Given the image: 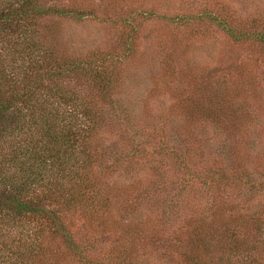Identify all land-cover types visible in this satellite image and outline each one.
I'll use <instances>...</instances> for the list:
<instances>
[{
	"label": "rangeland",
	"instance_id": "rangeland-1",
	"mask_svg": "<svg viewBox=\"0 0 264 264\" xmlns=\"http://www.w3.org/2000/svg\"><path fill=\"white\" fill-rule=\"evenodd\" d=\"M64 1L86 8L95 17L55 24L61 39L56 46L59 56L76 52L87 57L96 51V57H121L127 47V53H132L117 62L115 69L121 70L125 80L106 99L110 100L105 106L107 148L127 157L137 144L146 143L149 152L134 170L126 163L114 167L110 159L104 160L109 167L105 179L127 184L131 194L137 195L131 206L125 204L129 197L120 205L115 201L110 222L94 231L73 218L82 252L69 264H89L90 258L119 264L124 248L110 232L120 222L123 240L130 241L138 260L127 264H187L180 251L187 246L180 241L195 226L192 217L213 218L220 195L242 199L254 209L264 204V193L253 188L264 182V50L250 41L236 43L215 26L179 25L161 17L210 11L236 26L253 24L262 31L264 0ZM73 84L83 94L96 93L79 79ZM198 96L208 98V104L216 99L231 101L232 106L247 102L250 113L258 115L252 114L249 135L241 128L235 137H226L228 132L215 119L200 114L188 117L185 109ZM193 172L218 176V182L220 173L226 181L248 172L251 180L221 186L223 182H212L209 190L202 179L192 178ZM153 238L167 244L172 257L164 247L155 250ZM46 239L51 248L66 252L48 231Z\"/></svg>",
	"mask_w": 264,
	"mask_h": 264
},
{
	"label": "trees",
	"instance_id": "trees-1",
	"mask_svg": "<svg viewBox=\"0 0 264 264\" xmlns=\"http://www.w3.org/2000/svg\"><path fill=\"white\" fill-rule=\"evenodd\" d=\"M149 14L155 16V12ZM90 15L95 17L86 8L64 0H0V264H69L82 252L75 235L77 222L92 231L101 228L110 222L115 201L120 205L129 197L125 204L131 206L137 195L131 194L129 185L105 179L109 167L104 161L110 159L114 167L126 163L134 170L149 155L146 143L137 144L127 157L106 146L105 106L110 101L106 99L125 80L115 66L132 53H127L128 47L121 57H96V51L87 57L76 52L61 57L57 52L61 39L55 24ZM161 18L179 25L215 26L236 43L250 41L264 50V30L253 24L236 26L210 11ZM77 79L96 93L83 94L73 84ZM206 100L193 98L186 115L215 119L228 132L226 137H235L241 128L249 135L252 114L258 115L250 113L247 102L232 106L231 101L216 99L208 104ZM192 174L209 190L212 182H223L221 186L251 180L248 172L226 181L220 173L219 182L218 176L213 178L207 172ZM253 188L264 193V182ZM214 205L213 218H205V214L192 217L195 226L180 241L187 246L180 250L183 261L264 264V239H260L264 237V204L254 209L242 199L220 195ZM120 224L110 232L124 248L119 264L137 262L135 248L130 241L124 242ZM47 231L64 246V254L48 244ZM155 240V250L164 247L165 254L172 257L169 246ZM86 263L103 264L92 258Z\"/></svg>",
	"mask_w": 264,
	"mask_h": 264
}]
</instances>
